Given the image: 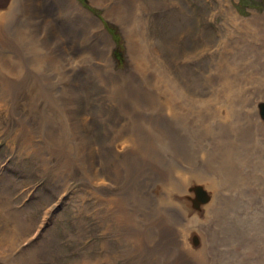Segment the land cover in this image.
Here are the masks:
<instances>
[{
    "label": "rangeland",
    "instance_id": "obj_1",
    "mask_svg": "<svg viewBox=\"0 0 264 264\" xmlns=\"http://www.w3.org/2000/svg\"><path fill=\"white\" fill-rule=\"evenodd\" d=\"M10 2L0 264H264V0Z\"/></svg>",
    "mask_w": 264,
    "mask_h": 264
},
{
    "label": "bare ground",
    "instance_id": "obj_2",
    "mask_svg": "<svg viewBox=\"0 0 264 264\" xmlns=\"http://www.w3.org/2000/svg\"><path fill=\"white\" fill-rule=\"evenodd\" d=\"M9 1H11L10 2V4H9V7L8 8H10L11 7V5H12V2H13V0H9ZM26 2H28V4L29 5H32L34 2H35V0L33 1V0H25ZM54 1H56V0H54ZM62 4H64V6L66 5V4H68V5H70V6H77V5H79L81 8H85V7H83L82 5H81V3L80 4H78L75 0H59ZM94 1V0H93ZM21 3H23V2H21ZM121 4H119L118 5V9H121L122 7L120 6ZM35 6H38L37 4L35 5ZM40 8H42V7H40ZM116 8V7H115ZM45 9L47 10V11H49V10H51V9H48L47 7H45ZM86 10V9H85ZM52 11V10H51ZM87 11H89L90 13H93L92 11H90V10H88L87 9ZM3 11H1V13H2ZM62 12V11H61ZM94 14V13H93ZM95 16V15H94ZM96 18H97V20L101 23V25H102V27H104V25L102 24V21H101V19L100 18H98L97 16H95ZM55 19L57 20V18L55 17ZM50 21V20H49ZM46 22H48L47 20H46ZM54 21H52L51 23H53ZM70 24L71 23H73L72 21H70L69 22ZM50 24V23H49ZM52 25V24H51ZM106 25V24H105ZM52 27H54V26H52ZM48 28H50V27H48ZM55 28V27H54ZM60 28V33H59V36L62 38V40L63 41H68V42H70V40L71 39H73V38H75V36L76 37H79L81 34H79L78 33V31H79V26H75V27H73V29L72 28H64L63 29V26H60L59 27ZM105 28V27H104ZM56 29V28H55ZM1 30H2V25L0 24V33H1ZM52 31V30H51ZM57 31V30H56ZM58 31V32H59ZM105 31L107 32V30H106V28H105ZM53 32V31H52ZM57 33V32H56ZM108 33V32H107ZM3 34V33H2ZM1 34V35H2ZM48 34H52L51 32H49V30H48V32L46 33V35H48ZM109 34V33H108ZM4 35V34H3ZM63 35L65 36V37H63ZM109 36H110V34H109ZM79 38H81V37H79ZM82 39V38H81ZM84 39V41L87 39L86 37H84L83 38ZM3 41V40H2ZM59 42V41H58ZM2 45V44H1ZM73 46V45H72ZM72 51V50H71ZM57 52V51H56ZM55 57H56V55H54ZM50 57V56H49ZM51 59H52V56H51ZM50 59V60H51ZM68 64H66V62H65V70H70L69 68H68V66H67ZM73 71V70H72ZM1 80V79H0ZM8 82V81H7ZM10 82V81H9ZM17 83H18V81H17ZM7 84V83H6ZM11 84V83H10ZM3 85V84H2ZM2 87V86H1ZM52 91V90H51ZM61 92V94L63 93V90H60ZM56 94V93H55ZM54 94V95H55ZM57 94H59V93H57ZM67 94V96H68V94H69V92L67 91V90H64V93H63V96H62V98H64L65 97V95ZM131 94V97L134 99V98H138V99H140V98H142L143 97V95H145L146 96V93H144V92H142V91H133V92H131L130 93ZM69 98H70V94H69ZM145 98V97H144ZM58 99V98H57ZM59 100V99H58ZM62 100V99H61ZM51 104V103H50ZM60 104H61V102H60ZM67 104V103H66ZM65 104V105H66ZM71 104V103H70ZM52 105V104H51ZM68 105V104H67ZM54 106V105H53ZM59 109V108H58ZM63 109V108H62ZM68 109V108H67ZM64 111V110H63ZM74 112H75V110H74ZM64 112H62V114H63ZM65 113H66V111H65ZM70 113V114H69ZM68 114V121H70L71 123H73V121L75 122V119H72V118H74V116H72V112H69ZM49 114V113H48ZM142 118V117H141ZM54 119V118H53ZM64 120V119H63ZM54 121V120H53ZM55 122V121H54ZM51 123V122H50ZM136 123V122H135ZM48 124V123H47ZM78 125V124H77ZM72 127V126H71ZM70 127V128H71ZM75 127V126H74ZM74 130V129H73ZM52 132V131H51ZM77 132V131H76ZM77 134V133H76ZM75 134V135H76ZM131 134V133H130ZM52 135H53V132H52ZM55 135V134H54ZM80 135V134H79ZM82 135V134H81ZM122 135V134H121ZM127 135V134H126ZM125 136V135H124ZM123 136V137H124ZM72 137V136H71ZM76 137V136H75ZM54 138V137H53ZM52 138V139H53ZM77 138V137H76ZM81 138V137H80ZM120 138V137H119ZM78 141H80V140H78ZM81 141H83V140H81ZM51 142V141H50ZM74 142V141H73ZM58 143H59V141H58ZM77 143V142H76ZM80 143H82V142H80ZM84 144H85V146L86 147H90L89 145H88V143L86 142V141H84L83 142ZM55 144V143H54ZM75 144V143H74ZM79 145V144H78ZM83 145V144H82ZM113 145V144H112ZM116 145V144H115ZM54 146V145H53ZM117 147V146H116ZM74 148H76V147H74ZM79 148V147H78ZM81 148H83V147H81ZM77 149V148H76ZM121 150V149H120ZM125 150V149H124ZM127 150H129V149H127ZM72 151V150H71ZM80 151H83V150H80ZM126 151V150H125ZM68 152V151H67ZM74 152H75V150H74ZM79 152V151H78ZM98 152V151H97ZM128 152V151H127ZM76 153V152H75ZM70 154V153H69ZM73 154V153H72ZM71 154V155H72ZM83 154V153H82ZM81 154V155H82ZM129 154V153H128ZM135 154V153H134ZM75 155V154H74ZM91 156V155H90ZM79 158V157H78ZM70 159V158H69ZM92 159V158H91ZM79 160V159H78ZM137 160V159H136ZM72 161V160H71ZM79 163V162H78ZM62 167V166H61ZM118 169H119V166H118ZM121 169V168H120ZM118 171V170H117ZM103 173V172H102ZM120 174V173H119ZM107 177V176H106ZM105 177V178H106ZM111 176H109V178L108 179H110V180H112L111 178H110ZM199 183V182H198ZM203 183V182H202ZM207 184V183H206ZM212 190V189H211ZM175 195L176 194H173V196L175 197ZM213 195H215V194H213ZM180 197V196H179ZM213 197V196H212ZM212 199H214V197L212 198ZM214 201V200H213ZM211 204V203H210ZM187 206L188 207H191V208H189L190 210H192V209H194V214H196L195 216H197V215H200L202 212H203V209H201V208H197L196 206H194L193 205V202H192V205L190 206V204L187 202ZM207 206V205H206ZM187 208V207H186ZM188 210V209H187ZM189 211V210H188ZM206 213V212H205ZM184 215L186 216V218H188V219H191V218H193V217H195L194 215H189V213H187V212H185L184 213ZM203 218V217H202ZM199 220V219H198ZM3 222V221H2ZM190 227V226H189ZM188 228V227H187ZM7 233V232H6ZM8 234V233H7ZM18 234V233H17ZM18 236V235H17ZM10 238V237H9ZM202 239V238H201ZM17 241H18V239H17ZM2 243H3V241H2ZM5 243V242H4ZM3 243V244H4ZM5 245V244H4ZM1 247V246H0ZM7 253H8V251H7ZM11 255V254H10ZM13 255V254H12ZM10 259V258H9ZM10 260H12V259H10Z\"/></svg>",
    "mask_w": 264,
    "mask_h": 264
},
{
    "label": "water",
    "instance_id": "obj_3",
    "mask_svg": "<svg viewBox=\"0 0 264 264\" xmlns=\"http://www.w3.org/2000/svg\"><path fill=\"white\" fill-rule=\"evenodd\" d=\"M196 190H198V188L195 189V192H196ZM202 200H208V199H206V194L199 189L198 192H197V194L195 195V198L192 201L193 202V205L198 208L199 207V203H201Z\"/></svg>",
    "mask_w": 264,
    "mask_h": 264
}]
</instances>
